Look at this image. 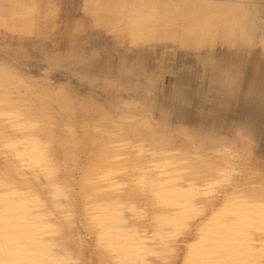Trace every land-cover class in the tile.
I'll return each mask as SVG.
<instances>
[{
    "label": "clouds",
    "instance_id": "1",
    "mask_svg": "<svg viewBox=\"0 0 264 264\" xmlns=\"http://www.w3.org/2000/svg\"><path fill=\"white\" fill-rule=\"evenodd\" d=\"M254 58L264 0H0V264H264Z\"/></svg>",
    "mask_w": 264,
    "mask_h": 264
},
{
    "label": "rangeland",
    "instance_id": "2",
    "mask_svg": "<svg viewBox=\"0 0 264 264\" xmlns=\"http://www.w3.org/2000/svg\"><path fill=\"white\" fill-rule=\"evenodd\" d=\"M252 64L253 65L249 64V69L246 70V74L249 75V77L253 76L252 82H256L257 79V85L264 84V63L254 58V63Z\"/></svg>",
    "mask_w": 264,
    "mask_h": 264
},
{
    "label": "bare ground",
    "instance_id": "3",
    "mask_svg": "<svg viewBox=\"0 0 264 264\" xmlns=\"http://www.w3.org/2000/svg\"><path fill=\"white\" fill-rule=\"evenodd\" d=\"M252 63H254V59L250 62V65H253ZM247 69H249V68H247ZM252 79H253V76L252 77L251 76L249 77V75L246 74V81H245L246 86H247V83L248 82H250V81L252 82L253 81ZM255 83L257 84V79H256V82ZM198 240H199L198 237H193V238H191L188 241V244L190 246V249H191L193 255H199L201 253V251H202V249H201V247H200V245L198 243Z\"/></svg>",
    "mask_w": 264,
    "mask_h": 264
}]
</instances>
